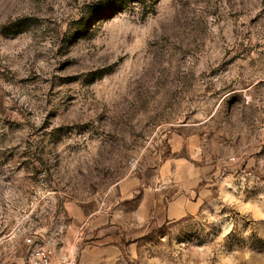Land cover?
Returning <instances> with one entry per match:
<instances>
[{"label":"rangeland","instance_id":"obj_1","mask_svg":"<svg viewBox=\"0 0 264 264\" xmlns=\"http://www.w3.org/2000/svg\"><path fill=\"white\" fill-rule=\"evenodd\" d=\"M81 224L87 264H264V0H0V264Z\"/></svg>","mask_w":264,"mask_h":264},{"label":"crops","instance_id":"obj_2","mask_svg":"<svg viewBox=\"0 0 264 264\" xmlns=\"http://www.w3.org/2000/svg\"><path fill=\"white\" fill-rule=\"evenodd\" d=\"M90 226H93V221L90 223ZM89 226V225H87ZM86 225H80V226H71L69 227L68 231L66 232V234L71 233L72 235L70 236V240H68L67 236H63L60 240V244L57 245V253H64L67 252L70 248L71 249H75V252L79 253V264H87V263H91L92 260L93 262L95 261V259L97 258V253L100 252V250H92L90 249L89 243H85L83 244V239H84V231L83 228H85ZM83 231V232H82ZM110 233L104 229L102 233H100L97 236V243L99 245H105L111 242H117V237L115 235H109ZM142 234H144V227H138V233L136 237H141ZM90 237L87 235V239H89ZM92 238V237H91ZM68 241V242H67ZM94 243V242H93ZM76 247H78L76 249ZM103 255H107L108 252L104 251V252H100V254ZM78 258V256H77ZM84 260L86 261L84 263Z\"/></svg>","mask_w":264,"mask_h":264},{"label":"built area","instance_id":"obj_3","mask_svg":"<svg viewBox=\"0 0 264 264\" xmlns=\"http://www.w3.org/2000/svg\"><path fill=\"white\" fill-rule=\"evenodd\" d=\"M35 241H28L31 243V249L27 256V264H78L73 252L57 253L53 243L39 245L35 244Z\"/></svg>","mask_w":264,"mask_h":264}]
</instances>
